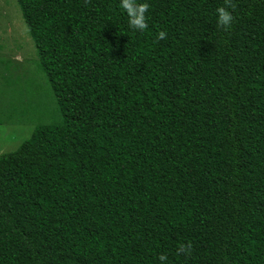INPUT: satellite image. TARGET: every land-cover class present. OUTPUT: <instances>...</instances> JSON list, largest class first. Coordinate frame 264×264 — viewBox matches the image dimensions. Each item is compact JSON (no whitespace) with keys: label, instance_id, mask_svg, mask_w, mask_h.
I'll use <instances>...</instances> for the list:
<instances>
[{"label":"trees","instance_id":"16d2710c","mask_svg":"<svg viewBox=\"0 0 264 264\" xmlns=\"http://www.w3.org/2000/svg\"><path fill=\"white\" fill-rule=\"evenodd\" d=\"M15 2L61 120L0 154V264H264V0Z\"/></svg>","mask_w":264,"mask_h":264},{"label":"rangeland","instance_id":"374dc122","mask_svg":"<svg viewBox=\"0 0 264 264\" xmlns=\"http://www.w3.org/2000/svg\"><path fill=\"white\" fill-rule=\"evenodd\" d=\"M61 117L15 0H0V154Z\"/></svg>","mask_w":264,"mask_h":264},{"label":"clouds","instance_id":"9594fccd","mask_svg":"<svg viewBox=\"0 0 264 264\" xmlns=\"http://www.w3.org/2000/svg\"><path fill=\"white\" fill-rule=\"evenodd\" d=\"M91 3V0H84L85 6ZM119 7L123 10V12L128 17V26L133 31L144 32L148 29V12L150 9V5L148 3H141L139 0H120ZM236 7L233 0H224L223 6L216 9L217 14V26L221 28L223 31L228 32L234 21L235 17L232 11ZM157 42L160 40H164L167 38V32L159 31L156 34ZM192 252V245L189 244H181L177 248V255H185L189 256ZM159 261L161 264H167V256L161 254L159 256Z\"/></svg>","mask_w":264,"mask_h":264}]
</instances>
